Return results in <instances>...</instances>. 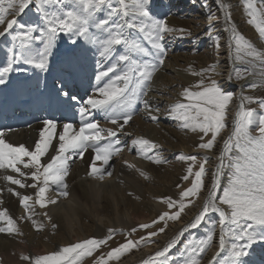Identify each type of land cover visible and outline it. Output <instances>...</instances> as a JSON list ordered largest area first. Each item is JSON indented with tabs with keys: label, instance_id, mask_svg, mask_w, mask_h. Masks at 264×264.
I'll return each mask as SVG.
<instances>
[{
	"label": "snow or ice",
	"instance_id": "6c2138e0",
	"mask_svg": "<svg viewBox=\"0 0 264 264\" xmlns=\"http://www.w3.org/2000/svg\"><path fill=\"white\" fill-rule=\"evenodd\" d=\"M219 2L222 9L229 7L223 3V0ZM259 2L260 7L257 8L256 0H244V8L250 17L248 23L255 27L259 38L264 41V0ZM33 6L39 14L37 23L26 25L17 18L8 19L9 16L18 17L24 14ZM150 6L151 0H0V25L4 26L0 31V37L8 35L11 41L7 48V64L0 68V86L8 83L6 78L14 70V65H32L42 72H48L50 58L57 54V41L61 34L66 36L69 42L68 50L63 54L66 57L68 70L54 80L48 94L51 100L78 113L80 117L78 127L71 122H59L51 117L41 118L43 127L39 133V139L34 142L32 148L23 144L14 146L7 143L3 133L0 132V170L7 168L21 177L3 175L2 178L20 188L27 186L36 189L35 203L40 208L46 209L49 205H56L61 198L69 196L66 183V177L69 174L68 162L73 159V156L83 159L85 152L90 148L94 157L90 160L88 175L100 181L113 175V172L108 169L114 166L109 162L123 151L120 147L123 142L118 138V132L123 134L125 126L132 120L137 101L143 104L144 110L149 114L160 111L159 108H152L144 97L147 96L154 74L165 62L166 48L162 41L165 40L166 34L179 32L184 35L186 30L169 27L165 20L157 19L152 14ZM100 12H104L102 18L98 15ZM213 19V16H209L210 21ZM225 21L231 23V14L228 12L225 13ZM209 27L211 29V24ZM129 30L143 34L155 50L154 53H150L137 39L133 38ZM231 32L229 47L234 54V60L250 63L253 67H256V62H259L260 71L256 74L261 79L259 82H253L251 87L264 86V51L257 49L237 31L235 26L232 27ZM34 33L38 35L34 36ZM209 35H212L211 31ZM212 38L218 49L219 37ZM34 39L39 40L43 45L38 60L32 56L29 46ZM81 41L84 43L81 44ZM84 45L98 49L99 55L105 59L113 56L116 59V63L109 66L107 71L96 74L97 85L109 73H114L121 62L126 66V70L116 75L114 80L110 79L104 87L96 88V93L101 98H96L94 94L82 100L80 94L74 91L72 62L81 57L82 53L79 49L84 48ZM116 46L123 48L119 55H116ZM133 53L152 55L155 63L151 61L141 63L134 60ZM217 67L218 64H212L209 68L192 74L203 76L209 71L214 72ZM18 70L24 71L23 68ZM234 71L237 79H243L244 73L235 69ZM231 78L230 73L229 79ZM209 81L206 84L201 79L194 86L198 89L196 91L184 89L182 95L187 103H175L170 105L167 111L173 119L181 122L182 129L201 133L198 147L210 151L226 127L227 106L233 94L224 90L215 79L209 77ZM243 100L249 103L255 102L251 96L242 97ZM259 106L264 109V99L259 101ZM93 110L103 112L104 119L115 127H101L99 121H95L94 118L89 119ZM150 118L153 121L157 120L156 115H150ZM58 127L60 131H57ZM253 129L258 135L252 134ZM209 134H211L210 137ZM205 137L209 138L205 140ZM124 146L128 147L126 143ZM131 147L136 148L141 158L157 165L167 163L159 153L149 155L157 145L147 139L134 138L131 141ZM50 148L54 152L52 155H49ZM233 148L236 150V155H228ZM226 155L229 160L227 165L224 164ZM45 156H48V159L42 162ZM178 159L191 162L186 174L182 177L184 181L194 177L190 181V187L181 188L179 199L160 198L168 211L160 214L151 224L144 223L138 226L139 229H149L163 222L164 227L148 232L147 236L141 237L140 240L126 239L125 242L112 248L106 257L102 254L93 264H109V261L118 260L122 255L138 248L142 241L154 242L151 238L163 233L168 221H178L181 214L194 204V200L190 198L198 197L204 187L205 165L210 157L205 155L199 163L198 170L195 171L194 165L198 160L196 155L180 154ZM219 160L220 163L212 175L210 189L200 210L178 235L182 236L183 232L189 228H197L206 219L208 213H218L220 250H224L226 236H231L233 240L227 264H244L243 257L249 254L247 249L254 243L264 242V115L255 117L254 110L245 109L242 102L236 113L235 129L224 140ZM97 162H100L99 165ZM124 163L129 169L135 168V165L127 161ZM225 167L230 171L227 183L222 187L221 177L224 175ZM136 170L141 176L148 178L147 173L140 169ZM28 180L32 183L26 184L25 181ZM178 187L181 186L178 185ZM7 191L20 196V193L13 188H8ZM218 191H222V195L218 196ZM49 193L52 195H48ZM32 199V196H20V204L29 213L27 216L29 220L32 216L31 205L28 202ZM44 215L51 221L52 218L47 212ZM2 219H7L8 227L0 228V232L17 231L15 222L7 216L6 211H0V220ZM33 223L35 224V221ZM52 227L55 228L56 225L53 224ZM215 227L213 225L206 239L189 248L190 255L185 264H200L199 257L212 245ZM137 230L133 228L129 235ZM116 231L109 228L107 235L103 238L84 239L47 255L22 256V259L28 261V264H82L85 257L92 256L102 245H106ZM177 242L176 238L171 239L162 250L157 251L155 256L144 264H166V254ZM157 258L165 259L157 260Z\"/></svg>",
	"mask_w": 264,
	"mask_h": 264
},
{
	"label": "bare ground",
	"instance_id": "6f19581e",
	"mask_svg": "<svg viewBox=\"0 0 264 264\" xmlns=\"http://www.w3.org/2000/svg\"><path fill=\"white\" fill-rule=\"evenodd\" d=\"M182 2V0H151V12L156 18L160 16L161 19L166 21L169 27L176 28L183 26V28L191 30L186 31V34L184 35H181L179 32L168 33L165 36V40L162 41L166 48V58H168V60L165 59L166 62L159 67L157 71L158 73L156 72L154 74L150 82L147 96L144 97V99L149 101L152 108H159L160 111L149 114L144 110L143 104L140 101H137L134 106L135 113L132 120L129 121L127 126H125L123 134L118 132V138L123 142L120 145L123 151L120 155L114 156L109 162L110 165L114 166L108 169L113 172L111 177H106L103 181H100L88 175L90 171L89 163L91 158L94 157V153L90 148L85 152L83 159L73 156V159L68 162L69 174L66 177V183L68 184L69 196L67 198H61L56 205H49L46 209H42L35 203L36 189L27 186L20 188L17 185L9 184L2 178L3 175H12L16 178L21 177H19L18 174L13 173L10 169L6 168L0 170V190H2L0 191V211H6L7 214H9V212L13 213V210L17 212V215L20 216L17 220V222L20 223L18 225V232L21 231L25 237L27 236L29 240L28 243L31 246L30 251L32 247L33 249L38 248L42 250H50L53 247V244L57 245L56 241L61 242L62 245H64L68 240L70 241L69 238L72 240L83 236L85 237L90 231H100L101 228L104 230V228L111 227L112 225H128L134 221L136 213H142L145 210V206H148L153 210L166 207L165 204L160 201V198L162 196L165 197V193L170 190L171 186H173L179 178H177L176 173H171V176L168 179L169 182L166 185H163L161 182L162 174L160 175V173H162V169L170 165H168L170 162L167 161V163L157 165L147 159L141 158L138 155L136 148L131 147V141L138 137L147 139L157 145L149 155H156L159 153L165 159V154H168L166 157H169L177 151H183L184 154L197 151L202 158L205 155L209 156L210 159L206 163L208 167L207 176L205 178L204 188L201 190L199 196L194 199V204L190 205L185 212L181 214V218L178 221H174L172 224L170 223V227L167 228L164 233L157 235L153 240L154 242L145 244L138 249H133L129 253L121 256L117 261H111L109 264H144L145 261L154 257L157 251L162 250L171 239L176 238L178 242L166 255L173 253L176 251V248L179 246V243L183 238L187 236L186 233L188 234L190 230L194 229L189 228L187 231L183 232L182 236L178 235V233L198 213L210 189L212 175L216 171L217 165L220 163L219 158L224 146V140H226L235 129L236 113L242 103L241 95L245 89L244 86L247 83L249 84V82H259L261 77L256 74L260 69L250 68L253 73L247 75L241 80L237 79V81L235 79L233 69L236 64L232 50L229 47V25L225 21V12L224 9L221 8L219 0H208L212 10L211 12L206 13L207 21L204 23L207 24V26L213 24L214 26L211 27V34L218 33L219 36L220 47L215 54V60L218 67L213 73L211 72L212 74L208 72L203 76L193 75V72H200L202 69L209 68L210 62L214 56L211 58L205 49L197 54L195 53L197 51L196 49L192 54L188 49L184 52L182 51L184 54L179 52L178 49L176 50L177 53H173L174 49L179 46L176 41L177 39H172L173 42L168 45V38L172 35L179 40H183V38H186L187 40V38L193 37L197 31L195 30L196 27H198L196 24L199 22L196 17L198 15L200 16V14L197 15L195 6L192 4V6L184 8L185 12L180 15L178 7L182 6ZM31 14V10H28L18 17L9 16L8 19L22 18L23 16L27 19ZM164 15L166 16V19L163 17ZM209 16H213L214 19L210 21ZM181 17L190 18L181 19ZM32 19L33 17L31 16V20ZM190 23H192L193 26L190 25ZM3 27L4 26L1 25L0 31L3 30ZM92 31L95 30L92 29ZM129 32L135 39H137V35L143 36V34L138 31L129 30ZM37 43L38 40H33L30 42L29 46L32 56L38 60L41 48L39 49ZM83 43L84 42L81 41V44ZM68 46L69 42H64L61 46L62 48L58 49L59 51H57V54L50 58V70L48 72H42L32 65H14V72L8 77V83L4 86H0V109L10 111L11 107H14L15 109L22 104L29 109V103L37 105L44 103L47 100H51L48 93L51 91L54 80L62 75L64 71L68 70V64L65 62L66 57L63 55L68 50ZM79 51L82 55L78 60H73L71 68V71L74 73V91L82 94V100H86L88 96L94 94L96 95V98H101L98 93H96L98 85L96 80L94 81V78L98 72L107 71L109 66L116 63L115 56L105 59L99 55L98 49L93 48L90 45H84V48L79 49ZM122 51L123 48L121 46H116V55H119ZM149 57L150 56H144L140 53H133L132 55L134 60L137 59V61L141 63L146 61ZM1 61H4V57L0 54V62ZM196 62L197 65L195 66L194 64ZM180 66L181 68H185L180 69ZM20 68H23L24 71H19L18 69ZM125 70L126 66L121 62L117 66L116 71L114 73H109L107 77H104L100 81V84L104 87L110 79L114 80L116 75L122 74ZM230 73L232 75L231 79H229ZM209 77L216 81H220V83L227 86V88L233 92V98L230 101L226 114V127L220 133L215 146L210 151L201 148L198 149L196 148L197 145L194 147L193 145L188 146L190 144L187 145L179 142L177 145H173L171 141L166 139L169 134H175L173 132L175 127L180 128V122L173 119L168 114L167 110L170 106L169 103L171 104V102L175 101H171L172 99H177L181 95V89L186 87L193 88L201 79L205 82H209ZM80 82L82 85H79ZM25 93H28L29 97H31L29 100L24 99ZM51 101L54 104H58L53 100ZM4 115L6 122H8L10 126L8 127L6 124L1 125L0 123V132L3 133L5 141L14 146L23 144L26 147L32 148L34 142L39 139V133L43 127L40 121L44 116L41 115V117L33 120H23L24 118H17L18 116L15 113L9 112L4 113ZM150 115H156L157 120L153 121L150 118ZM92 118H94L95 121H99L101 127H115L104 119L103 112L93 110L89 119ZM76 121L77 123L74 124V126L78 127L79 120ZM177 123L179 124L177 125ZM8 128H11V130ZM57 131H60L59 127ZM181 139L183 140V138ZM189 141L192 140L190 139ZM53 143L55 144V140ZM125 143L128 147L124 146ZM52 154H54V152L50 148L49 155ZM47 159L48 156L43 157L42 162ZM73 160L75 161L74 163ZM125 161L135 165V168L129 169L124 163ZM99 163L100 162H97L98 165ZM71 165L72 167L70 168ZM20 167L22 168V166ZM136 169H140L147 173L148 178L141 176ZM22 170L26 172L28 171L26 169ZM223 182L224 181H221V184H223ZM25 183L31 184L32 181L28 180L25 181ZM8 188H13L15 191L19 192L20 196L28 195L33 197V199L29 201V205H31V220L27 219L29 213L26 212L22 206L19 207V205H21L20 196L13 195L11 192L7 191ZM220 193L221 192L218 191L217 195L219 196ZM48 195H52V193H49ZM45 212H47L48 216L52 218L51 221H49L44 215ZM208 215H210V217H208ZM140 220L142 221L144 218L140 217ZM4 221H6V219L0 221V228H7ZM33 221H35V224ZM211 221L216 224L214 244L203 257L200 264H207L216 256L220 249L219 214L208 213L206 219L202 221L199 226H210ZM53 224L56 225L55 228L52 227ZM37 226H39V228ZM100 232H102V230ZM12 234L13 232H0L1 252L5 253L4 251L9 244L8 239H10L9 237H11ZM43 236L48 238L47 244L46 242L45 244L42 243L41 239ZM53 237H55L54 240ZM24 240L25 239H21L22 243L26 242ZM23 246L21 247L22 249ZM252 246H254L257 251L251 255L247 250L249 254L244 257V264H264V262H262L264 259V242H257L252 244ZM55 247L56 250L59 249L58 245ZM22 262H18V264H23Z\"/></svg>",
	"mask_w": 264,
	"mask_h": 264
},
{
	"label": "rangeland",
	"instance_id": "374dc122",
	"mask_svg": "<svg viewBox=\"0 0 264 264\" xmlns=\"http://www.w3.org/2000/svg\"><path fill=\"white\" fill-rule=\"evenodd\" d=\"M178 1H180V0H178ZM182 1H183L182 4H181L182 6L178 7L180 15L185 12L184 8L190 7V6H192V4L195 6V11H197V15L200 14V16L198 15L196 17L198 22H199L198 24H196V26H198V27H196L195 30H197V31H196V33L194 34L193 37H189V38H187V40H186V38H183V40L182 39L179 40L174 35H172V36H170L168 38L169 39L168 45L171 44L174 39H177L176 41L179 44V46H178V48L174 49L173 53L174 52L177 53V51H176L177 49L181 53H182V51L184 52V51H186V49H188L189 52H191V54H192V53H194L193 51L196 49L197 51L195 50L196 51L195 53L197 54L201 50L205 49V50H207L208 55L211 58L214 56L212 58V60H211L212 64H217V62L215 60V56H216L215 54H216V51H217V47H216V42H215V40L212 37H219V36H218V33H213L210 36L209 32L210 31L212 32V29H210L209 25L207 26V24H204L207 21L206 13L211 12L212 7H210V4L208 3V0H182ZM223 3L229 6L226 9H224V12L225 13L228 12V13L231 14V23H228V25H229V29H228L229 38L232 35L231 29H232L233 26H235L237 31L240 34L244 35L245 38L248 39L257 49H259L261 51H264V41H262L259 38V34L257 33L255 27L248 23V20L250 19V17L246 14V11H245V8H244V0H223ZM256 7L257 8L260 7L259 0H256ZM53 8H55V6H53ZM28 10H31V12L33 14V15L31 14V16L33 17L32 20H31V16H29V15H27V16H29V18H27V19L24 18V16L22 18H17V19H19V21L21 23H24L26 25L30 24L31 22L32 23H37L39 21V14L36 12L35 7L33 6V7L29 8ZM28 10H26V11H28ZM201 13H202V15H201ZM98 15L102 18L104 16V12H100V13H98ZM163 17L166 19L165 15ZM187 18H190V17H181V19H187ZM157 19H161V17L159 16V17H157ZM27 22H29V23H27ZM190 25H192V23H190ZM213 26L214 25L212 24L211 27H213ZM0 27H1V25H0ZM176 28L177 29H179V28L181 29L182 28V29H184L186 31L191 30V29H185V28H183V26L182 27H176ZM33 35L34 36L38 35V33H34ZM0 39H1L0 54L4 57V61H1L2 63L0 62L1 63L0 64V68H2L4 66H6V64H7V55H8L7 48L10 46L11 41H10V36H8V35L7 36L5 35L4 37H0ZM137 39L145 48L148 49V51L150 53H154L155 50L152 49L151 44L144 38V36L137 35ZM64 42L67 43L68 39H67L66 36L61 34V36L59 37V39L57 41L58 48H57L56 52L59 51L58 49L62 48L61 46H62V44ZM37 44L39 46V49L40 48L42 49L43 45H42V43L39 40H38ZM180 44H181V47H180ZM64 45H66V44H64ZM233 47H234V45H233ZM182 54H184V53H182ZM187 54H188V52H187ZM232 54H233V52H232ZM149 56L150 57L147 58L146 61H151V62L155 63V60L153 59V56L152 55H149ZM233 58H234V54H233ZM165 59L168 60V58H166V55H165ZM247 59L250 60L251 58H247ZM211 62H210V65H212ZM182 64H184V63H182ZM235 64L236 65H235L234 69L235 70H239L240 72L244 73L243 78L246 77L247 75H250L249 73H253L250 70V68L260 69L259 62H256V67H253L252 64H250V63H246V62H242V61H236V60H235ZM194 65L196 66L197 62ZM179 68L180 69H184L185 67L181 68V66H180ZM234 69H233V71H234ZM13 72H14V70L11 73L8 74V77H10L13 74ZM211 72L213 73V71H209L210 74H212ZM233 74L235 76V79L237 80L235 71H234ZM8 77L6 78L7 81H9ZM238 80H241V79H238ZM94 81H95V78H94ZM209 82L207 81L205 83L207 84ZM217 82L220 84V86L224 90H226L227 92L233 93L232 90L228 89L227 86H224L222 83H220V81H217ZM252 83L253 82H249V84L247 83L244 86V88L247 89V90L244 89V91L242 92L241 96L242 97L251 96V97L254 98L255 102L249 103L247 100H243L242 102H243V106H244L245 109L254 110V116L258 117L260 115H264V109L260 108V106H259V101L261 99H264V86H258L256 88H252L251 87ZM98 87H103V85L100 84V82H99ZM186 88H188V89H190L192 91L198 90L195 87H193V88L192 87L191 88L186 87ZM186 88H183V89L180 88L182 90V93H183V90L186 89ZM182 93L177 99H172L171 101H174V100L175 101L171 102V104L169 103V105H174L175 103H178V102L187 103V101L184 99ZM30 98L31 97H29L28 93L24 94V99L25 100H29ZM228 106H227V110H228ZM237 110L239 111V109H237ZM77 120H79V122H80V118L77 119ZM178 122H180V121H178ZM76 123H77V121H75L73 124H76ZM178 124L179 123H177V125ZM180 124H181V122H180ZM173 132L175 134H169L167 136V139H166L168 141H171V143H173V145L174 144L177 145L178 142H179V143H183V144H187V145L190 144L188 146H192L193 145L194 147H196V145H197L196 148L199 149L198 142L200 143L199 136L202 135L201 133L192 132V131H190L188 129H182L181 127L180 128H176L175 127V130H173ZM197 134H198V136H197ZM252 134L253 135H258V133L255 132L254 129L252 130ZM210 135H209V137H210ZM209 137H205V140H207ZM181 138H183V140ZM190 139L192 141H189ZM193 139H195V140H193ZM180 154H184L183 151H177L175 154H171V156H169V157H166V156H168V154L164 155L165 156V160L170 162V163H168V165L170 164L172 166L169 165V166H166L164 169H162V173H160V175L162 174L161 175V178H162L161 182L163 183V185H166L169 182L168 179L170 178L171 173H176L177 178H179L178 181L173 186H171L170 190L166 192L167 194L165 193V197H172L174 199H179V193L181 191V188H185L186 189L187 187H190V181L192 179H194V177H190L189 181H184L182 179V177L186 174L187 167L189 166V164L191 162L179 160L178 156ZM185 154L186 155H196L197 156L198 160H197V163L194 165V171L198 170L199 163L202 162V159H203L200 156V154L197 151L196 152H192V153H185ZM228 155H232V156L236 155L235 148H233L232 152L229 153ZM228 155H226L225 158H224V164L225 165H227L229 163ZM173 162H176V163H173ZM71 167H72V165L70 166V168ZM205 168H206V175L204 177V184H205V178L207 176V171H208L207 165H205ZM223 171H224V175H223L224 177L222 176L221 181H224V182H223V184H221L222 187L227 183L228 173H229L230 169L225 167ZM185 182H188V183H185ZM178 185L181 186V187H178ZM164 187H166V186H164ZM171 190H172V192H171ZM219 192H221L220 195H222V191H219ZM171 193H172V195H171ZM162 197H164V196H162ZM195 198L196 197H193V198H190V199L194 200ZM19 207H21V205H19ZM159 209H154L153 210L152 208H150L148 206H145V210L142 213H136L135 214V219L132 222L133 224L130 223L128 225H121V226L112 225L111 227H106L107 230H106V228H104V230H103V228H101L102 232H100L101 230L99 231V230L92 229L94 231H90V233H88V235H86L85 237L83 236V237L75 238V239H72V240H71V238H69L70 241L68 240L64 245H62V243L58 242V241H56V243H57L58 247L61 248V247H64V246H68L71 243L82 241V240L88 239V238H103V237H105L107 235V231H108L109 228H113V229L117 230L115 235L113 236V238L111 240H109L106 245H102L99 249H97L92 254V256L85 257L83 259V261H82V264H93V262L97 258H99L102 254L106 257L107 253L112 248H115V247H117L118 244L125 242L126 239L140 240L141 237L147 236L148 232L156 231L157 229H159L161 227H164V223L160 222V223H157V224L153 225L149 229H139L138 228V226L140 224H144V223L151 224V222L153 220L157 219L160 214H162L164 211H168L167 206L159 208ZM12 212L13 213L9 212V214H7V216H10L13 219V221L16 222L15 223V225H16L15 227H17L16 228L17 231L13 232L11 237H9L10 238V239H8L9 244H8V247L4 251L5 253L0 251V264H18V262L21 263L22 261H23L22 262L23 264H28V261H25L24 259H22V256L36 257V256H39V255H47V254H50V253L56 251V249H55L56 247L55 246H57V245L53 244V243H52L53 247L50 250L38 249V248H35L36 247V245H35L34 248L36 250L33 249V247H32L31 251H30V247L31 246L28 243L29 240H28L27 236L25 237V235H23V233L21 231H20L21 233L18 232V230H19L18 225L20 223H18L17 220L20 218V216L17 215V212H15L14 210ZM14 217H15L16 220L14 219ZM140 217L144 218V220L141 221ZM208 217H210V215H208ZM173 222L174 221H168L167 227L165 228V230L167 228H169L170 227V223L172 224ZM210 223H211L210 226H203V225L202 226H198L197 228H194V229L190 230L188 234L186 233L187 236L185 235L186 237H184L183 240L179 243V246L176 248V251L166 255V257H167L166 264H185V262L189 259V255H190L189 248L191 246H195V245L199 244L200 241L206 239V237H207L209 231L212 229L213 225L216 226V224L213 223V221H211ZM4 224H6V227H8L7 219H6V221H4ZM133 228H137L138 230L135 233H132L131 235H129V233H131V230ZM215 230H216V227H215ZM16 233H18V234H16ZM160 234H162V233H160ZM53 235H51V236H53ZM215 236L216 235L214 233V237H213V241H212L211 247L214 244ZM155 237H152L151 239L154 240ZM21 239H25L24 241H26L25 242L26 246H25V243H22ZM47 239L48 238L43 236L42 239H41L42 243L45 244V242H46V244H47ZM54 239H55V237H53V240ZM225 239H226V243H225L224 250L221 251L219 249V251L217 252L216 256L211 261H209L207 264H227V259L230 257V249H231V244H232L233 240H232L231 236H226ZM145 244H148V243H145V242L142 241L139 247H141V246H143ZM22 246H23V249L21 248ZM9 247H10V249H9ZM138 248H135V249H138ZM210 248H208L203 254H201V256L199 257L200 258V263H201L203 257L206 255V253L210 250ZM255 249L256 248H254V246L251 245V247L249 249H247V250L249 251V253L251 255H253V253L257 251V249L256 250ZM163 259H165V258H157V260H163ZM243 260H244V263H245L244 257H243ZM111 261H117V260L114 259V260H111ZM111 261H109V262H111ZM262 262H264V259H263Z\"/></svg>",
	"mask_w": 264,
	"mask_h": 264
}]
</instances>
